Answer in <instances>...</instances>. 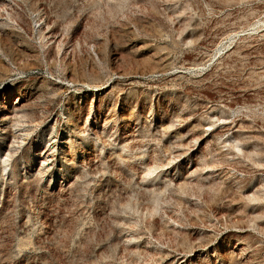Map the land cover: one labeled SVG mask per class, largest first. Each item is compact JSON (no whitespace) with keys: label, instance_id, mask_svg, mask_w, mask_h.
Here are the masks:
<instances>
[{"label":"rangeland","instance_id":"374dc122","mask_svg":"<svg viewBox=\"0 0 264 264\" xmlns=\"http://www.w3.org/2000/svg\"><path fill=\"white\" fill-rule=\"evenodd\" d=\"M0 264H264V0H0Z\"/></svg>","mask_w":264,"mask_h":264},{"label":"bare ground","instance_id":"6f19581e","mask_svg":"<svg viewBox=\"0 0 264 264\" xmlns=\"http://www.w3.org/2000/svg\"><path fill=\"white\" fill-rule=\"evenodd\" d=\"M218 50V49H217ZM208 132V131H207ZM206 134V133H205Z\"/></svg>","mask_w":264,"mask_h":264}]
</instances>
